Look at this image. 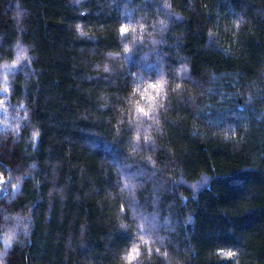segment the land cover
<instances>
[{
    "label": "trees",
    "instance_id": "16d2710c",
    "mask_svg": "<svg viewBox=\"0 0 264 264\" xmlns=\"http://www.w3.org/2000/svg\"><path fill=\"white\" fill-rule=\"evenodd\" d=\"M0 264H264V0H0Z\"/></svg>",
    "mask_w": 264,
    "mask_h": 264
},
{
    "label": "snow or ice",
    "instance_id": "6c2138e0",
    "mask_svg": "<svg viewBox=\"0 0 264 264\" xmlns=\"http://www.w3.org/2000/svg\"><path fill=\"white\" fill-rule=\"evenodd\" d=\"M121 32L122 33H128L129 32L128 26L127 25L122 26L121 27ZM125 51L126 52L129 51V49L125 48ZM163 83H166V81H162L160 84L152 83L150 85V87L151 88H154V89H159V88H162ZM133 94H135V93H133ZM152 99H155V97H152ZM137 111L140 112V113H142L145 117H147V116H149V112L151 111V109L146 110L144 107H139L137 109ZM37 135H38V133H37ZM136 138L139 139L140 137L137 136ZM145 139H150V137L146 136ZM133 251H136V249H133ZM231 255H233V253H229V256H231Z\"/></svg>",
    "mask_w": 264,
    "mask_h": 264
}]
</instances>
